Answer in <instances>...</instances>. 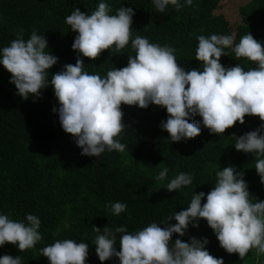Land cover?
Here are the masks:
<instances>
[{"label":"trees","instance_id":"1","mask_svg":"<svg viewBox=\"0 0 264 264\" xmlns=\"http://www.w3.org/2000/svg\"><path fill=\"white\" fill-rule=\"evenodd\" d=\"M224 1L192 0L191 6H186V0H178L180 11L169 5L160 13L152 0H0V49L10 46L21 30L25 40L33 30L44 35L51 54L58 58L49 70L50 82L64 65L75 64L78 56L72 50L77 34L65 23L66 17L76 8L90 15L105 2L110 15L120 7L133 8V39L139 35L151 43L168 45L176 50L177 63L186 71L202 70V64L195 60L200 35L234 34L236 44L250 33L264 43V0H241L245 4L240 5L235 24L221 12ZM225 52L228 56H222L220 62L226 68L240 64L247 71L256 67L245 59L236 60L231 49ZM129 55H135L131 41L119 53L109 49L95 60L80 58L85 71L104 78L109 70L126 67ZM10 79V73L0 65V214L24 223L28 214L37 216L42 239L23 252L16 245L5 244L0 247V257L7 254L20 256L21 264H49L40 249L57 240L72 239L89 245L86 264H101L95 253L97 233L93 227L114 230L123 226L129 233L153 222L163 227L169 216L189 206L195 192L207 194L215 186V173L229 166L244 173L252 198L260 200L264 193L255 170V153L237 152L233 138L260 128L258 117L246 116L243 125L237 123L220 135L210 134L201 122L198 137L172 143L168 133L161 130V122L167 119L166 109L122 105L126 128L117 139L126 145L125 150L88 157L81 155L73 137L62 130L58 114L53 113L59 103L50 84L41 90L40 97L24 100ZM194 119L201 121L199 116ZM164 167L169 170L167 177L156 180ZM181 172L191 174L193 183L168 192L167 184ZM114 202L127 205L118 216L110 208ZM205 202L206 196L202 204ZM198 224H190L183 237L174 234L172 241L206 239L205 250L222 258L224 264H264V255L257 258L255 250L243 259L228 254L207 222L200 220ZM103 264H119V260L113 257Z\"/></svg>","mask_w":264,"mask_h":264},{"label":"clouds","instance_id":"2","mask_svg":"<svg viewBox=\"0 0 264 264\" xmlns=\"http://www.w3.org/2000/svg\"><path fill=\"white\" fill-rule=\"evenodd\" d=\"M152 3L160 13L169 5L176 11L182 7L178 0ZM191 4L192 0H186V6ZM109 11V6L100 2L90 15L76 8L66 17L65 23L77 34L72 50L78 56L75 64L64 65L50 82L49 70L58 58L51 54L44 35L33 30L25 40L21 30L10 46L0 49V65L10 73L9 82L15 85L17 94L24 100L40 97L41 90L50 84L59 103L53 113L58 114L62 130L73 137L81 155L88 157L125 150L126 145L117 139L126 128L122 105L166 109L167 119L161 122V130L168 133L172 143L198 137L201 122L210 134L220 135L237 123L243 125L246 116L258 117L260 128L233 138L237 152L255 153V170L264 185V43L250 33L236 44L234 34L200 35L195 60L202 64V70L186 71L177 63L174 48L151 43L139 35L132 38L133 8L120 7L115 15ZM130 41L135 55L128 56L126 67L109 70L104 78L84 70L81 56L95 60L109 49L119 53ZM225 49H231L236 60L245 59L256 67L247 71L240 64L226 68L220 62L222 56H228ZM196 116L201 121L195 120ZM168 171L164 167L155 179L163 181ZM243 175L235 166L217 171L215 186L207 194L195 192L189 206L169 216L163 227L153 222L135 233L123 226L114 230L93 227L97 233L95 253L101 264L113 257L119 264H224L222 258L205 250L206 239L172 241L174 234L183 237L189 225L198 227L200 220L207 222L228 254L243 259L255 250L257 258L264 255V201L250 196ZM192 183V175L181 172L166 190L175 192ZM110 208L118 216L127 205L114 202ZM172 220L176 223L170 224ZM26 221L15 222L0 214V247L12 244L20 252L33 248L42 239L38 231L41 221L32 214ZM88 251L87 243L72 239L57 240L40 249L49 264H86ZM0 264H21V257L6 254L0 257Z\"/></svg>","mask_w":264,"mask_h":264},{"label":"rangeland","instance_id":"3","mask_svg":"<svg viewBox=\"0 0 264 264\" xmlns=\"http://www.w3.org/2000/svg\"><path fill=\"white\" fill-rule=\"evenodd\" d=\"M244 1L239 0H226L223 2L221 7V12L227 16V18L231 19L232 23H237L239 21L238 10L240 5H244ZM260 200L264 199V193H261L259 196Z\"/></svg>","mask_w":264,"mask_h":264}]
</instances>
